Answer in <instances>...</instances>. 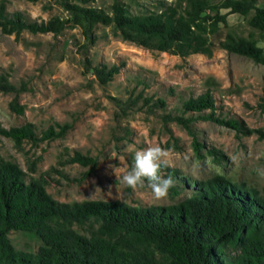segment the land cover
I'll return each instance as SVG.
<instances>
[{
	"label": "rangeland",
	"instance_id": "obj_1",
	"mask_svg": "<svg viewBox=\"0 0 264 264\" xmlns=\"http://www.w3.org/2000/svg\"><path fill=\"white\" fill-rule=\"evenodd\" d=\"M60 1L0 0L8 12L20 11L30 19L68 20L56 33H4L0 28V71L13 84L26 86L17 95L0 91V124L9 128L31 122L37 136L49 126L58 130L57 124H71L63 137L37 144L23 141L16 146L0 134V160L17 163L26 181L41 180L47 192L63 202L117 200L133 207L165 206L189 196L194 182L218 175L262 193L264 139L217 121L196 120L191 129L202 143L198 155L187 129L163 116L181 114L184 100L209 91L215 99V116L264 129V64L217 46L231 32L252 37L264 47V32L248 23L252 12L240 15L221 8L227 24H220L211 37L212 55L182 57L123 40L112 25L96 24L91 41ZM176 1L90 0L85 5L110 14L118 2L135 15L160 12ZM256 5L264 8V0ZM100 64L119 67L105 84L91 69ZM14 97L23 106L22 114L9 107ZM157 98L164 107L152 104ZM149 144L170 153L171 166L161 175L173 178L179 194L171 188L163 201H154L146 187L133 192L117 185L110 167L119 165L122 172L130 168L135 151ZM75 151L95 157L96 165L70 162ZM8 236L23 251L35 252L41 243L25 231L12 230Z\"/></svg>",
	"mask_w": 264,
	"mask_h": 264
},
{
	"label": "trees",
	"instance_id": "obj_2",
	"mask_svg": "<svg viewBox=\"0 0 264 264\" xmlns=\"http://www.w3.org/2000/svg\"><path fill=\"white\" fill-rule=\"evenodd\" d=\"M89 1L60 2L71 14L70 20L91 41L92 30L100 23L112 25L123 40L149 49L182 57L194 53L210 56L214 50L211 37L220 24H227L221 8L240 15L252 12L249 25L264 32V8L256 5L257 0H177L160 12L135 15L118 2L112 4L109 14L85 5ZM67 21L58 17L37 21L20 11L8 12L0 2V28L4 33H56ZM217 46L264 64V47L252 37L227 32ZM91 69L102 84L119 71L118 66L105 64ZM25 88L24 83L17 86L0 71L1 92L17 95ZM152 104L165 106L160 98ZM9 107L19 114L24 111L15 97ZM214 110L215 99L205 91L184 100L181 114L163 116L187 129L198 155L202 143L191 129L196 120L217 121L244 135L256 133L264 139V129H250L238 120L219 118ZM57 125L58 130L49 126L37 136L31 122L9 128L0 124V134L16 146L23 141L37 144L63 137L71 128L70 123ZM69 161L82 166H95L97 162L79 151ZM192 186L189 196L165 206L133 207L117 200L63 202L53 198L41 180L26 181L17 163L0 160V264H264V189L259 193L220 175ZM172 190L179 194L176 187ZM12 230L38 237L41 243L37 250L16 249L8 236Z\"/></svg>",
	"mask_w": 264,
	"mask_h": 264
},
{
	"label": "clouds",
	"instance_id": "obj_3",
	"mask_svg": "<svg viewBox=\"0 0 264 264\" xmlns=\"http://www.w3.org/2000/svg\"><path fill=\"white\" fill-rule=\"evenodd\" d=\"M170 166L169 151L158 144H149L135 151L130 168L122 172L119 165L110 167L117 178V185H123L133 192L146 187L154 201H163L168 197L174 180L171 176H162L161 169Z\"/></svg>",
	"mask_w": 264,
	"mask_h": 264
}]
</instances>
